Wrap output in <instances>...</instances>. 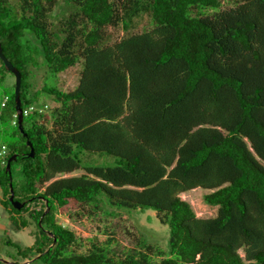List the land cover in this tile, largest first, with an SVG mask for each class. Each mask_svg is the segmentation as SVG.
<instances>
[{
    "label": "trees",
    "instance_id": "1",
    "mask_svg": "<svg viewBox=\"0 0 264 264\" xmlns=\"http://www.w3.org/2000/svg\"><path fill=\"white\" fill-rule=\"evenodd\" d=\"M16 2L0 0V42L21 72L23 110L37 108L20 129L15 83L2 96L1 203L16 228L28 212L37 232L15 262L264 264V0H65L57 24L59 0ZM143 15L151 27L132 32ZM107 26L126 34L111 41ZM80 62L75 89L33 88L32 69L59 74ZM5 72L14 76L0 59V82ZM43 93L54 106L39 102ZM83 150L115 164H84ZM200 187L213 217L180 196ZM66 206L152 209L169 227L168 248L141 237L121 255L112 239L80 252L57 220Z\"/></svg>",
    "mask_w": 264,
    "mask_h": 264
},
{
    "label": "rangeland",
    "instance_id": "2",
    "mask_svg": "<svg viewBox=\"0 0 264 264\" xmlns=\"http://www.w3.org/2000/svg\"><path fill=\"white\" fill-rule=\"evenodd\" d=\"M10 1L16 6V0ZM67 12H69V8L66 6L65 0H59L52 13V21L57 24L61 15ZM150 27L149 16L143 15L137 18L132 32H142ZM106 31L110 35L111 41L119 40L126 34V31L121 26H107ZM39 60L41 61L42 57ZM82 69V62L69 67L59 74L46 73L44 68L32 69L34 71L33 88L37 90L44 85L57 86L62 90H73L78 85ZM4 75L3 81L0 82V106L4 92H12V84L15 83V76L11 73L5 72ZM44 101L49 107L54 106V102L46 93H43L39 100V102ZM2 127L4 125H0V129ZM2 140L3 134L1 133L0 142ZM80 157L84 164L93 165H114L116 159L107 153L86 150L81 152ZM83 172V169H79L64 176H79ZM208 192L209 190L200 187L184 192L180 196L191 204L198 217L208 218L215 216L218 211L217 206L206 203L204 195ZM1 197L0 191V257L14 262L15 260L20 261L21 257L18 255V250H23L34 243L37 227L33 221L29 220L28 212H23L21 214L23 219L17 218L16 222L20 223L22 220H26V226L16 228L10 219L11 210L10 208H5L1 203ZM57 220L72 229L77 237L81 239L83 247L79 249L80 252L86 251L90 247L92 240L103 243L112 239V249L121 255L124 254L127 247H134L141 237L147 238L152 244H158L162 249L168 248L169 227L159 222L156 217V211L152 209H147L145 212L132 211L131 213L121 209L114 216H109L104 211H97L96 214L89 215L81 211L78 206H66L59 209ZM9 240L12 244L9 243ZM240 252L243 255V251L241 250ZM24 261L18 263H23ZM28 264L41 263L33 261Z\"/></svg>",
    "mask_w": 264,
    "mask_h": 264
},
{
    "label": "water",
    "instance_id": "3",
    "mask_svg": "<svg viewBox=\"0 0 264 264\" xmlns=\"http://www.w3.org/2000/svg\"><path fill=\"white\" fill-rule=\"evenodd\" d=\"M0 59L4 62V65L6 67L7 70H9L10 72H12L15 76V103H16V111H17V115H18V122H19V127L20 129H23L22 128V121L24 119V113H23V108H22V101H21V98H20V89H21V83H22V75H21V72L20 70L15 67L13 65V63L5 56L4 52H3V48H2V45H1V42H0ZM30 148H31V151H30V156H34V148L32 146V143L31 142H28ZM16 158V155H13L11 158L8 159L7 161V167L6 169L7 170H10V162ZM11 196H10V202L12 203V205L14 206V208L16 209H21L23 206H24V202H20L19 200H15L14 199V192L11 188ZM48 210V208H47ZM46 210V211H47ZM45 214V213H44ZM51 236H53L52 233H49ZM34 259V258H33ZM33 259H30V260H26L24 261L23 263H17V262H14L12 260H9V259H6V258H3V257H0V261L4 262L5 264H28L30 263L31 261H33Z\"/></svg>",
    "mask_w": 264,
    "mask_h": 264
},
{
    "label": "built area",
    "instance_id": "4",
    "mask_svg": "<svg viewBox=\"0 0 264 264\" xmlns=\"http://www.w3.org/2000/svg\"><path fill=\"white\" fill-rule=\"evenodd\" d=\"M7 99H8L7 96L3 99V101L1 102V105L2 106H5V103L7 102ZM46 107L47 106H45V108ZM36 108L37 107H35L34 105H32V106L28 107L27 109H24L23 110V113H24V115H27L28 113H30L32 110H35ZM39 111H42V109L39 108ZM3 153H5V147L4 146H3Z\"/></svg>",
    "mask_w": 264,
    "mask_h": 264
}]
</instances>
